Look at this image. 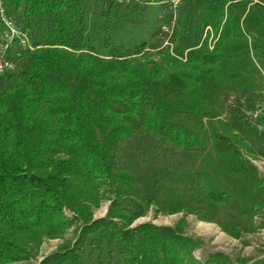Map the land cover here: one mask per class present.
Returning <instances> with one entry per match:
<instances>
[{
  "label": "trees",
  "instance_id": "obj_1",
  "mask_svg": "<svg viewBox=\"0 0 264 264\" xmlns=\"http://www.w3.org/2000/svg\"><path fill=\"white\" fill-rule=\"evenodd\" d=\"M3 1L39 47L24 50L15 69L0 76V264L26 259L43 238L63 236L73 223L66 211L82 222L79 237L42 264H84L94 251L92 264H113L116 255L123 264H235L221 251L196 259L202 241L181 224L131 225L155 207L195 214L240 236L235 220L207 213L217 215L225 196L218 189L199 188L208 200L199 206L162 204L165 187L189 175L155 171L149 159L203 152L208 136L222 174L264 193L262 181L248 177L253 165L240 148L259 143L264 156V132L245 114L255 99L254 60L264 67V0H187L178 10L173 54L160 48L157 27L132 50L104 43L106 54L96 52L87 32L94 0ZM97 4L112 21L117 5ZM106 199V214L92 220Z\"/></svg>",
  "mask_w": 264,
  "mask_h": 264
},
{
  "label": "rangeland",
  "instance_id": "obj_2",
  "mask_svg": "<svg viewBox=\"0 0 264 264\" xmlns=\"http://www.w3.org/2000/svg\"><path fill=\"white\" fill-rule=\"evenodd\" d=\"M1 1L4 3L3 0ZM115 9L117 14L112 21H108L106 17L100 15V4H97V0H94L89 6L87 32L93 36V46L98 53L106 54V48L103 47L104 43L115 44L132 50L141 42L149 41L156 27L159 12V6L156 4H149L145 9H139L135 4L129 6L117 5ZM180 59L184 60L181 57ZM254 63V71L249 86L252 85V95L255 99L249 101V103L256 100L258 102L257 109L264 116V67L260 61L254 60ZM245 83L248 84V80ZM253 104H248V109H251ZM262 115L256 120L252 119L253 128L257 129V122L264 123ZM225 117L226 112L222 110L220 118ZM208 138L207 136L205 140H202L205 152L191 151L174 154L168 159H149L150 167L155 168V171L166 167L178 177L184 174H188L190 177L195 170H198V173L191 176V179L185 177L183 181L167 185L163 190L165 193L161 197V203L172 206L176 201H179L184 204L199 206L208 202L206 195L199 188L204 189L205 192L214 188L218 189L225 192V196L222 201L215 204L217 215L213 216L210 209L207 213L210 218H213L212 220H215L214 217L222 220L226 219V221L229 219L235 220L237 228L231 229L235 232L238 231L240 236L237 238L232 237L215 222L199 220L195 214L184 212L160 214L155 213V207L150 208L145 215L134 220L131 226L143 222L166 226L181 224L180 227H183L186 233L198 237L202 241L201 247L194 251L196 259L200 260L204 253L208 251H221L228 255L235 264H251L264 257V193L256 192L257 188L254 184L252 187L248 186L246 188L245 180L240 177L232 178L222 174L221 168L219 169L217 166L215 156L212 155L213 142H210ZM240 148L244 157L254 166L250 167L251 175L248 174V177L260 179L263 187L264 156L258 151L262 147H259V143H256V145L247 143V145L241 144ZM120 156L121 161L128 164L123 153ZM135 166L145 169L140 164ZM172 191L175 195L173 194L170 197ZM109 203L110 201L107 199L101 200L98 206L92 210V220L103 217L107 212ZM241 209H245L246 214L241 215L239 213ZM226 213L230 214L231 218H227ZM75 215V213L66 211L65 216L71 219L73 223L63 236L43 238L36 252L32 255H29L26 259L4 264H42L50 256L61 252L68 243L73 245L82 228V222L74 219ZM95 255L96 251L90 256L85 253L84 264H92ZM122 260L121 256L116 255L113 264H123Z\"/></svg>",
  "mask_w": 264,
  "mask_h": 264
},
{
  "label": "built area",
  "instance_id": "obj_3",
  "mask_svg": "<svg viewBox=\"0 0 264 264\" xmlns=\"http://www.w3.org/2000/svg\"><path fill=\"white\" fill-rule=\"evenodd\" d=\"M119 6H129L135 3L140 4H156L159 6V12L157 15L156 27L159 29L163 35L164 40L160 46L168 47L170 52L172 51V35L177 27L178 10L184 5L187 0H110ZM2 8H6L4 3L0 0V76L4 73L11 72L15 68V61L17 57L23 55V48L35 49L39 47L34 45L33 42H24L23 28L21 24L17 23L16 20L5 19L2 15ZM207 28L205 27V33H207ZM184 59V58H183ZM254 103V104H253ZM253 107L245 111V114L252 120L258 119L262 112L257 109L258 102L254 101ZM255 105V106H254ZM259 113V114H258ZM263 116V115H262ZM254 117V118H253ZM264 118V116H263ZM264 122V119H263ZM257 130L264 131V123L261 124L257 122Z\"/></svg>",
  "mask_w": 264,
  "mask_h": 264
},
{
  "label": "bare ground",
  "instance_id": "obj_4",
  "mask_svg": "<svg viewBox=\"0 0 264 264\" xmlns=\"http://www.w3.org/2000/svg\"><path fill=\"white\" fill-rule=\"evenodd\" d=\"M2 15L5 16V19H12L5 11L4 8H2ZM209 28H207L208 30ZM23 37H24V42H31L30 41V38L28 37V33L27 31H24L23 29ZM173 44V43H172ZM26 49H31V48H23V51L26 50ZM256 101V100H255Z\"/></svg>",
  "mask_w": 264,
  "mask_h": 264
}]
</instances>
